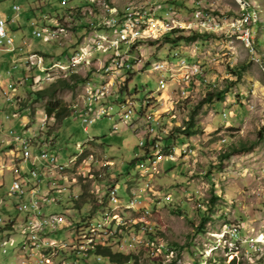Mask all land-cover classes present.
Instances as JSON below:
<instances>
[{"label":"rangeland","instance_id":"1","mask_svg":"<svg viewBox=\"0 0 264 264\" xmlns=\"http://www.w3.org/2000/svg\"><path fill=\"white\" fill-rule=\"evenodd\" d=\"M151 4L159 8H154L150 16L138 17L140 22L124 19L131 34L141 33L139 46L132 39L126 41V50L134 46L130 71L135 72L105 74L102 67L113 54L109 47L111 37L123 28L118 23L120 16L140 13ZM13 5L19 6L18 12ZM28 5L33 13L25 17ZM165 5H172L174 10L164 14ZM194 7L203 8L204 17L219 22L212 31H191L193 21L188 20L194 19ZM77 8L80 13L75 12ZM246 10L252 12L256 22L250 31V44L242 37L247 17H241V11ZM0 14L7 18L17 50L10 57L0 50V198L8 199L5 192L10 179L20 168L18 163L24 164L20 157L17 162L18 150L9 145L10 137L13 140L17 135L25 136L22 130H31L37 145L46 143L48 151L57 154V163L67 165L64 172L56 174L67 177L68 196L76 194L62 202L71 213H65L58 205L62 198L45 208L46 212L62 214L64 221L47 227V232L65 227L56 231L58 241L47 237L51 244H69L74 230L81 231L83 238L95 220L107 224L105 231L119 220L121 230L135 245L115 251L132 254L137 264H264V0H68L65 5L57 0H0ZM14 15L15 20L9 21ZM111 19L117 20L116 26L104 27ZM31 23L48 29L45 39L32 36ZM172 30H180L172 37L189 36L192 32L200 35L193 40L181 39L172 46L162 38V34ZM100 40L105 41L104 46L96 50L102 51L92 56L93 47ZM23 41L25 46L19 51ZM77 41L83 60L71 69L64 58L56 56L64 50L73 51ZM169 49L178 51L179 61L186 59L189 68L179 66L175 53L170 60H163ZM29 55L32 61L44 60L43 67H37L41 74L33 79L36 67L26 62ZM91 56L88 66L85 57ZM193 65L200 66L202 75L191 74ZM89 67L87 80L106 85L105 95L113 97L106 103L110 102L113 110L112 118H100L87 125L84 132L79 118L84 110L98 115L92 85L85 82L55 89L57 98L79 111L83 109L79 116L69 115L61 122L46 115L45 105L52 98L35 99L33 92L59 78H68L71 73L87 76ZM124 83L129 91L120 99L118 90ZM125 103L127 107L133 103V110H140L141 105L151 108L160 123H166L161 136L174 126L181 127V137L175 143L162 148L157 140L161 151L155 156L152 152L143 164L135 163L128 169L134 156H142L138 145L141 138L146 141L157 135L145 134L147 125L141 123L139 116L125 121L119 106ZM92 105L94 109L88 107ZM43 120L45 127L40 126ZM188 121L191 125L187 127ZM128 122L134 131L123 127ZM13 123L15 126L8 133L6 125ZM114 125H118V130L113 131ZM6 133L9 138L4 137ZM84 153L87 156L76 163ZM50 180L58 182V178ZM115 186L119 188L117 206L111 205L109 193L105 192ZM84 193L87 201L79 208L83 215L94 201L106 204L107 196L109 201L78 226L72 221L79 215L78 208L71 201H80ZM139 195L140 204L132 205L129 199ZM21 216L20 222L25 219V215ZM142 220L149 225L141 238L136 230L141 228ZM10 222L14 228L18 221L10 219L7 225ZM5 232L2 237L10 236L12 231ZM12 237L18 239V231ZM161 244L165 247L161 248ZM5 247L7 253L0 252V264H22V258L11 256L13 242H6ZM54 248L61 249H50ZM23 250L15 249V257H30ZM44 255L49 257L45 252ZM82 256L90 261L85 253ZM62 261L66 260L55 257L50 264H67ZM94 261L100 264L96 257ZM133 262L131 258L128 264ZM104 263L103 258L101 264Z\"/></svg>","mask_w":264,"mask_h":264},{"label":"built area","instance_id":"2","mask_svg":"<svg viewBox=\"0 0 264 264\" xmlns=\"http://www.w3.org/2000/svg\"><path fill=\"white\" fill-rule=\"evenodd\" d=\"M57 1L60 5H65L68 2V0ZM154 8L159 7L151 4L150 7L145 6L144 8H142L140 10V13H125V15L120 16V20L118 23H124V19H132L134 20V22H136L138 17H146L150 16V13H154ZM19 9V6L13 5V10L18 12ZM164 9L167 11L174 10L172 5H165ZM46 15H43L44 20L47 17ZM192 16L194 17V19L188 20L193 21V30L191 31H212L214 26L219 23L204 17L203 8L194 7L192 9ZM241 17H247V26L244 29V34L242 35V37L246 39L248 44H250V31L252 29L253 23H255L253 20V14L250 10L241 11ZM111 26H116V24H109L108 21L104 27ZM31 34L35 38H46L45 36H41L37 32H35V28L31 29ZM140 37L141 33L131 34L130 27H124V30H120V33H117V36L111 37L113 38V48L114 45H121V53H114L111 62L107 64L105 69H116L119 71V68H126V75L135 72L130 71L131 58H135V55L133 53V50H126V39H133L135 41V46H139ZM11 42L16 41L9 30L7 19H5V17H0V50L3 52H10L14 54V52L17 50H11ZM24 46L25 41H23L22 45H20L19 51H21ZM101 51L102 50L93 49L92 56L100 53ZM92 56L85 57V62H88V66L90 64ZM64 59L69 63H78V57L77 60H70L68 55L65 56ZM26 62L32 63L37 69V60L32 61L30 59V55L27 57ZM90 72L91 71L89 67V73ZM196 72L198 73V70H196ZM126 75L122 76L125 78ZM86 83H89L94 88V99L97 100V106H100L106 101H113V97H110V95H105L106 85H99L98 83L88 80L86 81ZM133 103L129 104L127 112H124L126 117L139 116L141 123L154 122V128H164V125L166 123H158L157 115H155V112H153L151 108L141 105L140 110H133ZM89 115H93V122H85V116L79 117L81 120V124L83 125L82 128L84 132H87V125H91L100 118H103L105 114L94 115L92 113V110H89ZM169 123L167 122V124ZM40 126L45 127V120L40 123ZM112 129H118V125H115V128ZM22 131L25 132V140H10L8 143L9 145H13V147L15 146L17 148L20 161H23V153L24 151H28V145H35V152H32V158H38L40 168H43V176H36V171L30 170V164H26V172L17 173L10 179L8 189L5 192V195L8 197V199H10V201L8 199L6 200L4 198H0V252L2 254H6L7 252H5V243L13 242V250L11 252V256L13 258H22V264H50V258H52L53 256H40V263H33L31 257H15V249L24 248V239H26L27 237H49V232H47V222H50L51 219H62V214H57V212L55 211L46 212L44 211L45 208H50L51 205H56V200H60V198H67L69 200L70 197H73L76 194L74 193L68 196L65 189V185H69L67 177L58 178V184H45V177L54 176V171H49V169L47 168V160H55L56 162L60 160L57 155L48 151V145L46 143L39 145L36 144L37 140L33 139V132L31 130ZM88 139H91V137ZM182 149L183 151H185V148ZM23 188H31L32 190V198L30 203H23ZM141 197L142 196L140 195L134 198L132 197L131 199H129V201L131 203L140 204V202L142 201ZM36 200H43V210H36ZM65 213L71 212H69L66 208ZM85 213L86 212H84V214ZM3 215L6 217H4ZM18 215H25V222H22V229L17 230L19 233V238L14 239L12 237L15 232L9 233L11 235L8 237H2L3 235H6L5 224L8 223L10 219H17L18 221ZM82 216L83 214L75 215V220H80ZM146 223V221L144 222V220H142L141 228L139 230H136V232L140 233L141 238L146 234V226L149 225ZM63 228L65 227H58L57 231H62ZM81 235V231L74 230L72 238H69V245L67 249L54 248V255H58L59 252H67V261H62V263L82 264L84 262V259H77V252L80 248L95 249L96 247L107 246L111 248V250L124 251L128 249V247L131 248V246L135 245L130 243V236H126V234L123 233V230H121L119 220H117L114 227H109V229L104 233L93 232L91 234V238L88 239V243H81ZM147 239L148 241L152 240L150 234H148ZM91 264H95V261L93 260Z\"/></svg>","mask_w":264,"mask_h":264},{"label":"trees","instance_id":"3","mask_svg":"<svg viewBox=\"0 0 264 264\" xmlns=\"http://www.w3.org/2000/svg\"><path fill=\"white\" fill-rule=\"evenodd\" d=\"M164 11H165L164 14H166L168 12L167 10H164ZM75 12L76 13H80V8H77L75 10ZM31 13H33L32 10H31ZM164 14H162V15H164ZM162 15H160V16H162ZM177 31H180V30H172V31H169L167 33L162 34V38H163V40H165V43L171 44L173 46V45H177L178 41L181 40V39L193 40V39L197 38L200 35V33H198V32H192V34L189 35V36L172 37L171 34L177 32ZM38 39H41V38H38ZM78 45H79V41L75 42V44L73 46L74 47L73 51L67 52V50H64V51L58 53L57 56H56L57 59H63L65 56H68V55H69V59H70L71 56L73 55V53L78 51ZM133 48H134V46L131 47L130 50H133ZM174 51L175 50H173V49L171 51L169 49L168 50L169 54L167 53L168 55L166 54V57L163 60H170V58H172V55H173ZM7 53H9L10 55L13 54V53H10V52H7ZM42 56L45 58V60H48L47 56H45V55H42ZM155 60H159V59H155ZM35 70H36V73H35L34 76H31L32 79L39 73L37 69H35ZM46 70H47V68L45 69V71ZM90 73H88L87 76H82V75H80L78 73L69 74L68 78H59L55 82L51 83L48 87L42 88V89H38V90L34 91L33 95L35 96V99H39V98H42L44 96L52 98V99H49L47 101L46 105H45V112H46V115L48 117H52L53 116L57 121L61 122L62 119H64L65 117H67L69 115L76 114L78 116V114H80L79 110H77L73 106H69V104H67L66 102H64L61 99L57 98L56 95H55V89L58 88V87L59 88L71 87V86H73L75 84L85 83L87 81ZM127 81H129V79H127ZM127 81H126V83H127ZM128 91H129L128 87L124 83V85L122 87H120L119 90H118V94L121 97L120 99H123L125 97L124 95H127ZM207 95H208L207 96L208 99L211 101L212 99H211L210 93H207ZM115 102H117V100ZM190 125L191 124L188 121L187 122V127L190 126ZM180 129H181V127L174 126L172 129H169L167 134H164L162 136L161 135L160 136H156V137H154L151 140H149L148 137H147L145 145L144 146H139V147H142V150H143L142 156H134L130 160V162L127 164L126 168L128 169L129 166H131V165H133L135 163L136 164H143L144 160L147 157H150L152 155L151 153L154 150V145H155L157 140H160L161 143L163 144L162 148H167V146H169V144H171L173 142L175 143L177 141L178 137H181L180 134L178 133L180 131ZM180 141H182V139ZM172 146H173V144H172ZM86 156H87L86 153L78 156L77 160H76V163L80 162L81 160H83V158H85ZM85 197H86V194L84 193V194H82L80 201L79 200H75L74 198L71 201L73 203V207L74 208H78V210L77 209L76 210L78 211L79 214H82V212L80 213V209H79L81 207V204L87 201V200H85L86 199ZM70 198H72V197H70ZM103 199H104V201L106 200V195L104 197H102V200ZM108 201H109V199H108V196H107V203H108ZM99 203H101V202H99ZM107 203L106 204L103 203L102 205L101 204L98 205L97 201H94L93 205H92V208L90 210H85L84 211L86 213L80 218V221L79 220H75V218H73L75 224L79 226L81 221H83L85 218H89V217L93 216L95 214V212L97 210H99V208L103 207L104 205H107ZM59 204L61 205V201H60ZM63 209L65 210L66 208H63ZM207 209H210V204H207ZM175 211L178 214L182 215V211L181 210L177 209ZM100 213H103V212H100ZM190 223L192 225L194 224L193 221H190ZM11 224L12 223L10 222V225H7V226L5 225V230L12 229L13 226ZM53 231L54 230L48 231L49 232V238L51 240L58 241L59 237L57 236L58 235V233L56 232L57 229L54 232ZM45 253L49 257L53 256L50 259H53L55 257H59L60 259H64V260L67 261V252H59L58 255H54V249H50L49 248L48 250L45 251ZM97 255H101L104 258L105 264H128V261L131 258L134 260L133 263L137 264L136 257L133 256L132 254H125V253H122V252H119V251L111 250V248H109L107 246L96 247L94 250L87 252V256L90 258V261L85 259L83 256H81V257L77 256V259H84V262H86V263L83 262L82 264H91V262L94 260V258ZM91 259H93V260H91Z\"/></svg>","mask_w":264,"mask_h":264},{"label":"bare ground","instance_id":"4","mask_svg":"<svg viewBox=\"0 0 264 264\" xmlns=\"http://www.w3.org/2000/svg\"><path fill=\"white\" fill-rule=\"evenodd\" d=\"M111 10L108 9L107 12H110ZM111 14V13H110ZM133 14V13H132ZM114 15V14H113ZM113 17V16H112ZM116 17V16H115ZM115 19V18H114ZM118 19V18H117ZM120 19V18H119ZM140 19H143L140 17ZM132 20V19H131ZM146 20V19H145ZM117 23V20H113L111 19L109 21V24H114V23ZM136 22H140L139 21V18H137ZM38 24V23H37ZM37 24H34V23H31L32 26H35L36 29H35V32H37L39 35L41 36H45V32L47 33L48 32V29L47 28H43L41 29L40 26H38ZM127 24V23H126ZM126 24L125 23H121L120 26H122L123 28L120 27L119 29V32L120 30H124V27H126ZM132 26H134L132 24ZM114 27V26H113ZM129 27V26H127ZM132 28V27H131ZM51 29V28H50ZM112 29V28H111ZM115 28H113V31ZM133 29V28H132ZM52 30V29H51ZM117 30V29H116ZM131 30V29H130ZM133 31V30H132ZM50 32V31H49ZM55 30L52 31V33L55 34ZM118 32V31H117ZM116 33V32H115ZM140 32H136V33H133V34H139ZM143 33V32H142ZM113 40V39H112ZM128 39H126L127 41ZM133 40V39H132ZM102 41L103 40H100L98 42V44L96 45V47H93V49H101L103 48V44H102ZM105 42V41H103ZM250 42H251V38H250ZM14 45H15V42H11V50H14ZM101 45H103L101 47ZM90 47V46H89ZM109 47L110 49L112 50L113 54L111 55L110 59L107 60L103 67H102V71L105 73V74H114L115 72H121V71H125L126 68H119V71L116 70V69H105L107 64H109L114 56V53H121V50H120V46L119 45H114V48H113V41L110 42L109 44ZM173 53H175V58L178 59L179 61V52L178 51H174ZM77 57H78V63H69V67L71 69H74V67H76L77 65L81 64L80 62L83 60V51H77L75 52L70 60H77ZM32 60V58H30ZM37 60V67H43L44 65V60L42 58H36ZM180 64L179 66H182L184 67L185 69L186 68H189L188 67V61L186 59H180ZM133 65L132 63L130 62V69H132ZM161 68H165V66L161 65L160 66ZM105 69V70H104ZM191 70V69H190ZM196 70H198V73L196 72ZM73 72V71H72ZM72 74V73H71ZM191 74L192 75H195V76H200L202 75V70L200 68V66H197V65H193L192 66V70H191ZM90 86V85H89ZM91 99V97H89ZM93 99V97H92ZM95 102H97V100L93 99ZM88 103V102H87ZM105 103V104H104ZM102 103L97 111H98V115H102V114H105L104 117H108V118H112V114L111 111L113 110V105L109 104L110 102L106 103L104 102ZM120 109L122 111V114H123V118L125 119V121H129V119H131L132 116H128L126 117V115L124 114V112H127V104H120ZM86 107V106H85ZM135 108V107H134ZM83 112V111H82ZM96 115V114H95ZM82 116H85V122H89V120L91 118H93V115H89V109L87 110H84V113L82 114ZM122 118V119H123ZM159 118H157V122L160 123V121L158 120ZM124 121V120H123ZM147 125L146 127V130H145V134H147L149 137H153L154 134H156L157 136H160V132L164 131L163 129L161 128H154V122H147L145 123ZM145 127V126H144ZM115 128V125L114 127ZM118 129H113V131H116ZM160 131V132H159ZM14 140H25V136H22V135H17L15 136ZM145 140L143 138H141V140L139 141V146H144L145 145ZM139 148V147H138ZM142 148V147H140ZM139 150V149H138ZM174 150H177V149H174ZM161 151V148H160V143L156 141L155 145H154V150H153V156H155V152H160ZM32 152H33V149H32V145H28V151H24L23 153V163L24 165L26 164H30V170L32 171H36V176H39V173H38V168H37V161H38V158H32ZM152 154V153H151ZM157 156H159L157 154ZM49 162V165H48V168H51L52 171H54V173H61V172H64L66 169H67V165L65 164H58L57 162L55 163L54 161H48ZM41 175V174H40ZM46 183V182H45ZM119 188L117 186L115 187H111V188H108L107 190H105L106 194L109 193V196H110V201H111V205L113 206H117L120 202V199L118 197V191ZM102 197V196H101ZM31 198H32V190L31 188H23V203H30L31 202ZM60 205V204H58ZM133 205V203H132ZM43 208V200H36V210H42ZM22 222H25V219L22 221ZM63 218L62 219H51L50 222H47V227H51L53 226L54 224H60V223H63ZM7 224V223H6ZM5 224V225H6ZM0 228H1V224H0ZM107 228V224H105L104 221H100V220H95V222L93 223L92 227L89 228L87 234L81 238V243H88V239L91 238V234L93 232L95 233H104L105 232V229ZM68 245L69 244H63L62 245H54V244H51L49 239L47 237H27L26 239H24V248L22 249H25L27 251V255L31 257L33 263H40V256L41 257H45L44 255V252L49 249V248H53V247H58V248H61V249H67L68 248ZM152 245H154V243H152ZM161 248L165 247L163 244L160 245ZM21 249V248H20ZM25 250H23L25 252ZM94 249H87V248H80L78 249V256H82L84 255L85 253V257L87 256V252L89 251H92ZM170 249L166 248V251H169ZM5 252H7V249L5 247ZM102 259L103 257L101 255H97L96 256V262L97 263H100L102 262ZM69 264V263H67ZM105 264V263H104Z\"/></svg>","mask_w":264,"mask_h":264},{"label":"crops","instance_id":"5","mask_svg":"<svg viewBox=\"0 0 264 264\" xmlns=\"http://www.w3.org/2000/svg\"><path fill=\"white\" fill-rule=\"evenodd\" d=\"M25 17L27 16H29L30 14H31V10H30V8H29V5H28V7L25 9ZM0 17H5V14H0ZM17 17V15H14V17H12L11 19H9V21H14L15 20V18ZM5 19H7L6 17H5ZM31 28H35L36 29V27L35 26H33V27H31ZM19 46V45H18ZM17 47V46H16ZM4 56H7V57H10V54L9 53H7V52H5L4 54H3ZM13 55V54H12ZM93 106L94 105H92V106H88L89 108H92V109H94L93 108ZM83 111V109L82 110H80L79 111V113H81ZM80 114H78V116H79ZM130 122H128V123H126V124H124V128L125 129H131V130H133L134 131V129L133 128H131V123L129 124ZM10 126L11 127H13L14 128V126H15V124L13 123V124H11V125H6V128H5V130H8V133H9V129H10ZM17 129V128H16ZM8 137V134L6 133V135L4 136V137ZM9 138V137H8ZM10 140H12V138L10 137ZM14 140V139H13ZM86 141H88V139L86 140ZM100 141V140H99ZM32 149H33V152H35V148H33V146H32ZM54 153V152H53ZM55 154V153H54ZM55 155H57V154H55ZM48 161H50V160H47V168H48V165H49V162ZM17 162H19V156L17 157ZM18 164H20L19 166H20V168H19V170H17V173H23V172H26V165H24V164H21L20 162L18 163ZM23 165V166H22ZM16 167H18L17 166V164L15 165ZM14 168V167H13ZM37 168H38V173H39V176H43V168H40V163H39V161H37ZM49 169V171H52L51 170V168H48ZM41 174V175H40ZM57 176V177H56ZM61 178L60 176H58L57 174H56V172L54 173V176H50V177H45V184H52V183H56V184H58V182H57V180L56 181H54L53 180V182L50 180V179H53V178ZM65 200H67V198H62L60 201H61V207H62V209L63 208H68L66 205H64L62 202H64ZM68 210V209H67ZM22 218V216L21 215H18V219H21ZM12 221V220H11ZM7 225V224H6ZM19 229H22V221L20 222L19 220H18V222H16V225H15V227L13 228V229H10V231H12L11 233H14V231L16 232L17 230H19ZM11 252H12V250H11ZM16 255V254H15ZM14 259V258H13ZM11 262V261H10ZM10 262H8V263H10Z\"/></svg>","mask_w":264,"mask_h":264}]
</instances>
